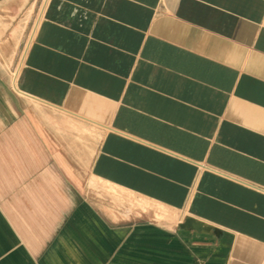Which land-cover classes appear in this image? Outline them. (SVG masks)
<instances>
[{"label":"crops","instance_id":"obj_1","mask_svg":"<svg viewBox=\"0 0 264 264\" xmlns=\"http://www.w3.org/2000/svg\"><path fill=\"white\" fill-rule=\"evenodd\" d=\"M14 92L18 173L53 164L25 103L60 108L104 129L94 177L221 231L172 264L264 263V0H48Z\"/></svg>","mask_w":264,"mask_h":264},{"label":"rangeland","instance_id":"obj_2","mask_svg":"<svg viewBox=\"0 0 264 264\" xmlns=\"http://www.w3.org/2000/svg\"><path fill=\"white\" fill-rule=\"evenodd\" d=\"M46 1L0 0V106L6 110ZM25 106L36 141L52 157L45 169L52 171L29 175L11 164L12 145L18 154L20 141L6 111L9 133L5 147L0 143V264H172V236L190 216L91 174L104 131L100 125L39 101Z\"/></svg>","mask_w":264,"mask_h":264},{"label":"water","instance_id":"obj_3","mask_svg":"<svg viewBox=\"0 0 264 264\" xmlns=\"http://www.w3.org/2000/svg\"><path fill=\"white\" fill-rule=\"evenodd\" d=\"M181 227L190 228L198 232H211L213 231L216 235H220L221 231L211 225L205 224L203 221H200L192 216L188 217L184 223H181Z\"/></svg>","mask_w":264,"mask_h":264},{"label":"bare ground","instance_id":"obj_4","mask_svg":"<svg viewBox=\"0 0 264 264\" xmlns=\"http://www.w3.org/2000/svg\"><path fill=\"white\" fill-rule=\"evenodd\" d=\"M48 1V0H47ZM44 9V8H43ZM26 51H27V49H26ZM26 51H25V53H26Z\"/></svg>","mask_w":264,"mask_h":264}]
</instances>
